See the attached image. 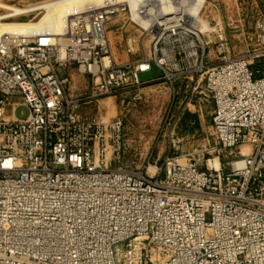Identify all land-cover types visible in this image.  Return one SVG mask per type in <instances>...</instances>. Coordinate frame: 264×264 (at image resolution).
Instances as JSON below:
<instances>
[{"label":"built area","instance_id":"obj_1","mask_svg":"<svg viewBox=\"0 0 264 264\" xmlns=\"http://www.w3.org/2000/svg\"><path fill=\"white\" fill-rule=\"evenodd\" d=\"M173 1L169 17L139 25L154 37L136 61L117 63L108 35L127 2L68 12L59 42L44 28L0 37V264H264V76L250 66L259 53L211 63L185 15L192 0ZM225 41L217 32L218 56ZM152 64L173 124L174 111L211 102L213 144L184 163L169 150L149 174L122 163L124 118L105 123L84 105L139 90ZM73 74L86 78L78 95ZM246 144L248 154L232 152Z\"/></svg>","mask_w":264,"mask_h":264},{"label":"rangeland","instance_id":"obj_2","mask_svg":"<svg viewBox=\"0 0 264 264\" xmlns=\"http://www.w3.org/2000/svg\"><path fill=\"white\" fill-rule=\"evenodd\" d=\"M41 1L49 0H5L7 4L15 7ZM204 7L199 17L205 27L201 31L204 41L208 44L210 62H218L217 57H247L259 53L258 57L250 61V66L257 77L264 76V46H260L258 41L261 25L264 24V0H205ZM41 17L42 14L32 13L21 18L13 17L6 22H36ZM220 31L224 34L226 44L224 53L218 56L215 40L217 32ZM108 35L117 63L150 57L152 36L144 35L139 25L130 19L129 13L119 12L110 17ZM160 75L161 71L152 64V69L141 73L139 79L150 81ZM73 77V94L78 95L86 88V78L78 74H73ZM105 98L108 99L107 104L102 101ZM170 103L169 86L161 81H152L142 85L137 91L116 97H103L84 105V111L96 115L105 123L119 116L123 117L125 145L122 163L127 169L148 168L150 174L155 165L161 164L169 150L179 156L180 163H184L186 158L182 155L186 152L213 144L210 123L212 104L209 100H202L201 110L195 111L191 107V111L186 110L183 113L174 111L172 119L176 120L175 124L167 115ZM12 112L10 106L6 108V114L10 115ZM14 113L18 119H24L29 110L26 106L19 105ZM187 113L190 115L187 116ZM242 151H251V148L246 144L232 150L233 153H243ZM230 157L228 151L224 152L221 158L224 162ZM194 158L199 163L202 161L201 155H195Z\"/></svg>","mask_w":264,"mask_h":264},{"label":"bare ground","instance_id":"obj_3","mask_svg":"<svg viewBox=\"0 0 264 264\" xmlns=\"http://www.w3.org/2000/svg\"><path fill=\"white\" fill-rule=\"evenodd\" d=\"M107 0H49L41 2L38 4H31L24 7H15L9 5L5 0H0V37L5 34L12 35H22L29 31H39L42 28L48 29L53 32L54 41L59 42L58 35L61 33L62 24L65 18V15L72 10L84 11L86 9H98ZM112 3H122L123 1L127 2L130 8V11L127 12L130 15V19L136 22L138 25L146 27L149 23H152L154 19L162 21L164 18H167L176 10L177 4L173 0H110ZM183 1V0H181ZM205 0H192L191 3H188V6L185 10L186 13L195 17V23L198 27H204L200 19V13L203 11ZM142 6H145L148 14H141L140 9ZM36 11L34 14H42V17L36 21L29 22H6L8 17H16L15 14L27 13L26 16L30 15V12ZM168 13L169 15H163L162 13ZM13 14V15H12ZM151 14V15H150ZM180 14V13H178ZM205 28V27H204ZM203 28V29H204ZM143 33V32H142ZM144 34V33H143ZM152 36L153 34H144ZM107 98L102 101L104 104H107ZM102 102V103H103ZM243 152V151H242ZM250 151L241 153L242 155L248 154ZM212 164L218 167V160L215 158L212 161ZM155 168L151 169V173Z\"/></svg>","mask_w":264,"mask_h":264},{"label":"crops","instance_id":"obj_4","mask_svg":"<svg viewBox=\"0 0 264 264\" xmlns=\"http://www.w3.org/2000/svg\"><path fill=\"white\" fill-rule=\"evenodd\" d=\"M121 63H124V62H121ZM155 80V79H154ZM154 80H150L151 82L152 81H154ZM194 110L196 111V110H201V107H200V109H197V108H194Z\"/></svg>","mask_w":264,"mask_h":264},{"label":"trees","instance_id":"obj_5","mask_svg":"<svg viewBox=\"0 0 264 264\" xmlns=\"http://www.w3.org/2000/svg\"><path fill=\"white\" fill-rule=\"evenodd\" d=\"M187 116L190 115L189 113L186 114Z\"/></svg>","mask_w":264,"mask_h":264}]
</instances>
